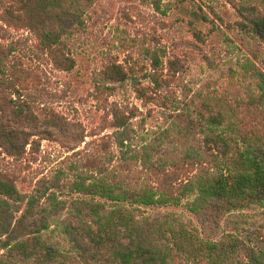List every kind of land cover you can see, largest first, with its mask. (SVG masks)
I'll list each match as a JSON object with an SVG mask.
<instances>
[{
    "label": "trees",
    "instance_id": "1",
    "mask_svg": "<svg viewBox=\"0 0 264 264\" xmlns=\"http://www.w3.org/2000/svg\"><path fill=\"white\" fill-rule=\"evenodd\" d=\"M222 1L235 12L239 31L264 47V0ZM93 3L0 0V40L30 31L51 65L71 72L75 58L67 41L84 27ZM199 10L184 13L201 41L196 28L208 18ZM7 56L0 48V156L22 159L38 153L42 141L80 155L83 127L35 107L12 80L7 85L3 78L15 77ZM147 56L153 92H136L165 107L154 99L163 61L156 50ZM180 65L177 58L167 61L168 74L181 72ZM228 75L243 95L237 91L233 104L200 90L198 101L174 110L175 147L137 148L126 121L115 117L116 155L73 163L71 175L60 170L54 180L37 181L34 194L0 175V264H264V70L249 57ZM128 78L119 64L103 69V84Z\"/></svg>",
    "mask_w": 264,
    "mask_h": 264
},
{
    "label": "rangeland",
    "instance_id": "2",
    "mask_svg": "<svg viewBox=\"0 0 264 264\" xmlns=\"http://www.w3.org/2000/svg\"><path fill=\"white\" fill-rule=\"evenodd\" d=\"M199 9L208 18L196 28L201 41L192 35L191 19L184 13L194 10L198 14ZM83 19L84 27L75 29L67 41L75 58L71 72L56 70L30 31L10 32L6 40H0V48L8 55L6 65L15 75L7 74L3 78L6 84L12 80L23 99L80 124L86 135L77 156L49 141H42L38 153L19 160L0 156V175L11 176L23 194H34L37 181L54 180L60 170L71 175L73 163L116 155L111 128L115 117L126 121L135 147L160 142L175 147L174 110L198 101L200 90L230 100L239 90L242 96L239 86L230 85L237 83L229 79L228 72L238 70V63L246 58L264 70V47L239 31L235 12L222 0H94ZM150 50H156L163 61L161 87L154 99L165 107L136 92L140 87H145L147 97L153 92ZM253 53L261 56L255 59ZM176 58L183 69L173 77L167 72V61ZM113 63L121 65L129 78L103 84V69ZM231 102L235 104L233 99Z\"/></svg>",
    "mask_w": 264,
    "mask_h": 264
}]
</instances>
